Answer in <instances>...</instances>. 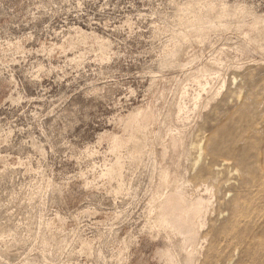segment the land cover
<instances>
[{
  "label": "rangeland",
  "instance_id": "rangeland-1",
  "mask_svg": "<svg viewBox=\"0 0 264 264\" xmlns=\"http://www.w3.org/2000/svg\"><path fill=\"white\" fill-rule=\"evenodd\" d=\"M262 173L264 0H0V264H264ZM178 189L210 204L187 248Z\"/></svg>",
  "mask_w": 264,
  "mask_h": 264
},
{
  "label": "bare ground",
  "instance_id": "bare-ground-1",
  "mask_svg": "<svg viewBox=\"0 0 264 264\" xmlns=\"http://www.w3.org/2000/svg\"><path fill=\"white\" fill-rule=\"evenodd\" d=\"M133 114L128 117V121H127L126 126L124 128L125 135L120 136V137H113L111 139L110 147H111L112 151L118 152L119 149H121L125 145H127V143H129L130 141H132L134 139V137H135L134 133H136L135 131H137L139 128L146 126L148 123L152 122V120L154 118L152 112L148 109L140 111L138 113L136 112V114H134V115ZM177 142H178L177 139L176 140L172 139V141H171V149L174 150V152H175L176 148L178 147ZM163 153H162V155H163ZM199 158H204L205 160H208L207 166H205V168H202L200 170V173L202 175H205L208 177L213 175L215 177H218L219 175H223V170L228 169V167H227V169H223V170L218 169L220 166L224 167V166H227L228 164L225 162H222L220 165L216 164V162L214 160V158H215L214 152H208L202 146H200V148H199ZM227 172H229V171H227ZM167 175H168V173H167ZM262 175H264V173H262ZM165 178H166V176H165ZM262 188H264V187H262ZM205 192L206 193L209 192V189L207 186L205 187ZM166 196H167V198L165 197V199H164L165 202H164L163 206L161 205L162 208L160 211L162 225L165 224V227L167 226V228L168 227L171 228V230H172L171 232H175L176 234L181 236L183 247H186V248L192 247L196 238H197L198 226L201 224V221L203 219L204 212L206 211L207 206L210 205L209 202H206L201 197H199L198 199H195V200H193V199L189 200V199H187V197H185L186 195L184 194V192L179 191V189L171 191V193L167 194ZM240 204H241L240 202L236 201V203H234L231 206V208L229 207L230 213H231L232 225H234L236 227H238L241 223H243L244 225H246L247 223L249 224L250 220L257 217V216H255V212L244 211V209L241 207ZM239 232H240V230H239ZM247 236H248V234H247ZM247 238H246V240H247ZM249 238H250V236H249ZM262 239H264V238H262ZM250 240H251V238H250ZM190 256H191V254H189V257ZM161 257L166 261V264H173V259H172V256L169 254V252L162 253Z\"/></svg>",
  "mask_w": 264,
  "mask_h": 264
}]
</instances>
